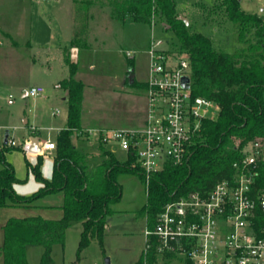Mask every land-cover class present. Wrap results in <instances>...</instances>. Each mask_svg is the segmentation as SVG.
<instances>
[{"label":"trees","instance_id":"trees-1","mask_svg":"<svg viewBox=\"0 0 264 264\" xmlns=\"http://www.w3.org/2000/svg\"><path fill=\"white\" fill-rule=\"evenodd\" d=\"M199 8L204 26L236 25L240 43L248 47L235 55L217 49L209 36L194 30L190 19L188 25L179 19L185 11H180L173 0H115L112 7L116 20L149 26L159 24L163 32L170 34L171 49L186 54L190 60L193 95L210 99L220 108L215 120L203 122L201 131L193 139L189 159L181 166L166 164L153 175L147 204L138 214L150 229L155 227L158 215L167 204L194 193L207 196L219 182L231 180L234 164L242 159L240 150L249 142L264 141V18L247 13L241 0H213L209 6L201 4ZM75 21L73 44L79 46L88 12L76 8ZM66 64L72 76L64 84L68 92V116L66 128L57 137L52 179L42 176L44 156L40 154L37 165L31 169L42 187L33 195H18L15 185L19 179L12 164L6 161L5 151L0 150V210L11 206L31 207L43 198L62 194L64 216L60 220L11 218L3 227L0 257L4 264H29L27 248L30 246L44 249L41 264H55L54 247L65 245L67 230L78 222L83 227L78 258L93 240L102 245L110 205L122 198L118 176L136 173L143 178L132 155L120 163L114 154L105 151L104 160L90 172L88 157L72 142L74 133L82 130L84 84L73 78L76 69L68 58ZM140 87L146 88V84ZM28 166L31 165L28 163ZM258 184L264 185V166ZM147 262L156 264L153 252ZM137 264H144L143 254Z\"/></svg>","mask_w":264,"mask_h":264},{"label":"rangeland","instance_id":"rangeland-1","mask_svg":"<svg viewBox=\"0 0 264 264\" xmlns=\"http://www.w3.org/2000/svg\"><path fill=\"white\" fill-rule=\"evenodd\" d=\"M18 1L0 0V18L7 25H11L16 20L17 11L21 9ZM173 1L180 11L187 12V15H183L195 25L194 30L209 36L217 49L235 55L248 47L247 44L240 43L236 25L227 24L221 28H211L202 24L200 21L202 13L198 9L201 4L209 6L213 0ZM40 2L41 9H45L46 17L51 22L57 43L66 42L67 47L70 46L69 39L74 31L70 25L71 12V23L73 19L75 20L76 8L81 9V12L83 9L88 12L83 38L81 37L79 41L80 58L73 57V52L66 55V59L68 58L76 69L73 78L84 84L82 129H126L142 124L146 117L147 102L145 88H141L140 85L145 84L148 78L147 52L154 38L162 39L170 45V34L163 32L159 24L149 26L145 23L121 22L114 19L112 7L115 0H40ZM241 3L247 13L262 15L264 0H241ZM33 7L37 9V5ZM9 47L8 40H5L0 47V150L5 151L6 161L12 164L16 177L19 179L15 185V192L21 196H30L40 190L41 184L31 169L37 165L38 155H28L24 151V144L29 137L28 127L24 125V122L29 118L30 124L34 125L35 116L38 115L46 127L39 129L40 141L50 140L56 143L58 132L53 128L64 125L63 129L66 128L68 108L62 97L66 96L68 99L64 84L72 76L69 66L66 64L67 68L65 66L62 68L59 62L52 64L50 73L48 67L42 71L31 70L27 64L24 67V64L13 60L15 57L10 54ZM17 51L25 55L30 50ZM128 53L131 56L128 57ZM64 76L68 79L62 81L60 87L55 89L53 78ZM37 85L45 88L42 97L23 98V89L29 90L31 86ZM10 95L14 99L13 105L8 104ZM55 112L56 116H54ZM26 125L28 126V123ZM48 126L53 127V130H49ZM31 132L32 137H37L39 133L38 130ZM7 134L9 138L5 145ZM10 139L16 143V147L9 144ZM72 142L88 157L90 172H94L104 160V151L114 154L120 163H125L128 158L115 144L111 143L102 149L96 132L88 139L74 137ZM53 153L56 154V151ZM53 153L42 154L44 159L41 172L47 180L52 178ZM118 181L123 188L122 198L110 205L111 213L106 219L107 225L102 245L98 240H93L78 258L83 227L80 222L74 223L67 230L65 245H58L53 249L55 264H106L107 259L111 264L138 263L145 249L147 227L145 219L139 218L138 214L147 204L148 191L139 174L121 173ZM59 199V196H50L37 201V204L31 207L2 208L0 210V247L4 242L3 227L11 218L50 219L61 216V211L56 207ZM47 203L54 208L46 206ZM43 252L44 249L41 246L28 247L29 264H41ZM0 264H4L1 257ZM170 264L184 263L174 261Z\"/></svg>","mask_w":264,"mask_h":264},{"label":"built area","instance_id":"built-area-1","mask_svg":"<svg viewBox=\"0 0 264 264\" xmlns=\"http://www.w3.org/2000/svg\"><path fill=\"white\" fill-rule=\"evenodd\" d=\"M3 44L0 39V47ZM72 52L76 57L78 50ZM147 54L143 123L126 129H82L73 138L88 139L96 132L100 146L112 143L127 157L132 155L148 191L153 175L166 164L181 166L189 159L203 122L215 120L220 108L210 99L193 95L186 54L174 52L168 42L156 38ZM186 77L190 79L188 89L183 85ZM44 93L43 87H31L27 96L36 99ZM8 104H14L12 95ZM9 144L16 147L12 139ZM39 145L41 154L56 150V143L50 140ZM31 147L32 141L27 139L24 151L28 155H33ZM239 147L237 143L235 148ZM240 151L242 159L234 164L231 180L219 182L207 196L194 193L167 204L155 227H146L144 264L152 252L156 264H264V185L258 184L264 166V141L249 142Z\"/></svg>","mask_w":264,"mask_h":264},{"label":"crops","instance_id":"crops-1","mask_svg":"<svg viewBox=\"0 0 264 264\" xmlns=\"http://www.w3.org/2000/svg\"><path fill=\"white\" fill-rule=\"evenodd\" d=\"M18 2L21 5V9L17 11V14H16L17 17L14 23H12L11 25L9 24L7 25L4 22V20L2 21L0 18V39H2L4 42L5 40H8L9 46H10L9 48L11 50L10 54L14 55L15 57L13 59L14 61L24 64V67L27 64L28 68L31 70L37 69L39 71H42L48 67L49 73H50L53 67L52 64H55L56 62H59L62 68H64V66L65 68H67L66 67V55H70L74 48L78 50L76 58L77 57L78 59L80 58L81 49L76 44H73V40H74L73 35L76 29V21L73 19V22L71 23L72 12L70 15V25L72 27V30L74 31H73V34H71L70 39H69L70 46L67 47L65 45L66 42L59 41L57 43L56 36L53 33L51 22L46 17L47 14L45 12V9H41L42 3L40 2V0H31L30 2L28 0L27 1L19 0ZM32 4L37 5V9H33L34 7ZM261 13L262 15L261 14H258V15L263 17L264 8L261 9ZM183 14L187 15L186 12H183ZM183 14L181 15L184 16ZM9 40H11V42ZM17 50H26V51L30 50V51L27 54L23 55V53H18ZM64 71L66 72V70ZM53 79H54L53 80L54 87L56 89L60 87V83L62 81L67 80L68 78H65L64 76V77H57ZM37 86L43 87L41 85H37ZM37 86H31V87H37ZM27 92H28V89H23V98H30L27 96ZM62 100L67 105L66 96H63ZM55 113H54V116L57 115ZM45 122H47V120ZM26 123H28V126L26 125ZM43 123L44 122L40 119L38 115L35 116L34 125L30 124L29 118L25 120L24 125L28 127V130H29L28 139H32V136H33L31 132L32 130H38L39 133H37V137L39 141L41 140V134H40L39 129L46 128L43 125ZM64 127L65 125L63 127H58V128L49 127L48 129L49 130H51L52 128L57 129V132L59 134V132L62 131ZM53 152L54 151H51V153ZM54 158H55V154L52 159V164H53ZM52 172H53V169H52ZM51 196H59L60 199L57 202L58 206L56 207L57 209L61 211V216H56V217L46 219V220H60L64 216L63 210L61 208L63 205V200H64L63 195L56 194V195H51ZM36 204L37 202L35 203V205ZM45 205L48 206L49 204L47 203ZM48 207L54 208V206L52 205H49Z\"/></svg>","mask_w":264,"mask_h":264},{"label":"water","instance_id":"water-1","mask_svg":"<svg viewBox=\"0 0 264 264\" xmlns=\"http://www.w3.org/2000/svg\"><path fill=\"white\" fill-rule=\"evenodd\" d=\"M179 19L181 21H183L186 25L189 24V20L186 17L180 15ZM183 85L185 88L188 89L190 87V79L187 77L184 78L183 79ZM8 138H9V135L7 134L5 137V144L8 143ZM31 141H32V147L30 149L31 153H33L35 155H40L42 151H41V148L39 145L40 141H39L38 137H32ZM106 264H111L109 259H107Z\"/></svg>","mask_w":264,"mask_h":264}]
</instances>
